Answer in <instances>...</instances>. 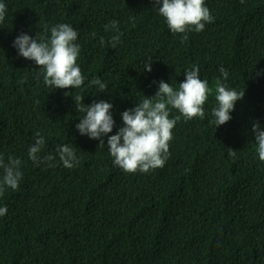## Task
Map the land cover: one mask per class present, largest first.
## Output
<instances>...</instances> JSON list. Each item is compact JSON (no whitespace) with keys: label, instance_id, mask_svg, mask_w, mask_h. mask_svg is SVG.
Wrapping results in <instances>:
<instances>
[{"label":"trees","instance_id":"16d2710c","mask_svg":"<svg viewBox=\"0 0 264 264\" xmlns=\"http://www.w3.org/2000/svg\"><path fill=\"white\" fill-rule=\"evenodd\" d=\"M0 3L7 9L0 23V157L19 158L23 173L19 188L0 196L7 208L0 216V264H264V162L252 131L257 121L264 129V0H205L213 22L185 34L169 30L154 0ZM112 20L122 33L115 48L113 31H105ZM59 23L78 33L85 77L78 89L45 86L41 69L13 47L20 34L49 36ZM193 66L212 89L205 116H181L162 168L127 173L106 146L76 129L84 113L73 96L85 105L111 103L114 135L123 111L155 95L154 82L178 88ZM93 78L107 92L89 85ZM217 79L245 95L231 120L216 128ZM177 115L170 109V118ZM37 131L45 139L39 155L54 161L29 159ZM63 144L75 149L73 168L56 153Z\"/></svg>","mask_w":264,"mask_h":264},{"label":"clouds","instance_id":"9594fccd","mask_svg":"<svg viewBox=\"0 0 264 264\" xmlns=\"http://www.w3.org/2000/svg\"><path fill=\"white\" fill-rule=\"evenodd\" d=\"M244 3V0H240ZM159 14L172 33L185 34L188 31L200 32L206 23H211L214 17L205 0H154ZM6 5L0 3V23L6 16ZM113 31L109 44L115 48L120 42L122 33L119 31L118 21L112 20L105 25V31ZM95 35V33H93ZM77 31L69 24L59 23L50 28L49 36H41L39 32L33 38L22 33L13 41L19 56L34 61L41 71L37 73L42 77L43 83L53 89H78L85 81L77 61L80 54V45L76 43ZM186 35L182 39H186ZM104 44V38H101ZM144 68L151 71V59L145 62ZM197 66L185 71V78L179 82L178 88L163 80L158 83V90L152 97H146L135 107L121 113L122 126L116 134L113 131L115 121L111 115L113 105L104 100L93 101L91 105L83 103L82 96H73L76 110L84 113L79 123L75 125L81 135L99 140V147L106 146L113 164L127 173H147L156 168H162L168 158L169 142L172 140V130L181 116L185 120L196 117L204 118V106L209 99L212 89L207 80H202ZM224 80L228 78V71L219 68ZM89 85H96L100 93L107 92V85L99 78H93ZM245 91H236L228 88L221 79L215 81L216 106L211 109L214 117L213 123L221 126L231 120L230 113L238 100L244 98ZM170 109L180 113L170 118ZM252 131L255 135V151L260 161L264 162V129L259 122H254ZM33 143L28 149V156L34 164L54 161L52 154L41 157L39 154L45 145V139L39 131L33 134ZM103 137H107V143ZM56 153L65 168H73L78 163L75 149L69 144L58 145ZM229 156L234 157L236 151L229 148ZM49 166H55L54 163ZM21 160L8 156L7 162L0 157V196L6 189L13 191L19 188L23 178L20 170ZM6 207H0V216L5 215Z\"/></svg>","mask_w":264,"mask_h":264}]
</instances>
